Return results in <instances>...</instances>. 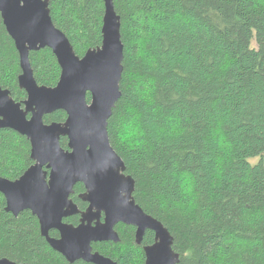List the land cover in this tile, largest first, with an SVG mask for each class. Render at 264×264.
I'll return each instance as SVG.
<instances>
[{"label":"trees","instance_id":"obj_1","mask_svg":"<svg viewBox=\"0 0 264 264\" xmlns=\"http://www.w3.org/2000/svg\"><path fill=\"white\" fill-rule=\"evenodd\" d=\"M113 2L124 58L107 131L135 181L136 204L168 229L179 264H264V0ZM49 8L78 57L101 45L103 0H49ZM29 60L38 85L56 86L61 70L50 49L30 52ZM20 73L0 18V86L22 103ZM65 119L56 111L43 121ZM60 145L67 148V139ZM32 164L27 138L0 129V176L15 181ZM83 190L76 185L72 196L81 211ZM4 208L0 193V258L70 264L30 211L14 217ZM116 229L118 243L94 250L117 264H144L154 233L137 246L133 227Z\"/></svg>","mask_w":264,"mask_h":264},{"label":"water","instance_id":"obj_2","mask_svg":"<svg viewBox=\"0 0 264 264\" xmlns=\"http://www.w3.org/2000/svg\"><path fill=\"white\" fill-rule=\"evenodd\" d=\"M103 1L102 43L78 57L54 25L49 0H0V17L19 55L18 85L26 93L18 103L0 87V129L25 136L33 162L15 181L0 176L5 212L17 217L30 211L38 220L40 235L70 264H117L93 252L92 244L118 243L115 226L119 223L136 228L137 245L146 231L154 233V243L144 247V264H179L173 236L136 204L135 181L109 141L107 126L121 97L124 55L120 17L113 0ZM45 48L61 70L54 87L37 84L29 60L30 52ZM56 111L66 114L65 121L45 124L44 116ZM64 137L67 149L60 145ZM78 183L85 187L80 199L89 204L82 213L69 199ZM78 214V226L63 223ZM51 230L59 238L50 237ZM0 264L17 263L0 258Z\"/></svg>","mask_w":264,"mask_h":264},{"label":"flooded vegetation","instance_id":"obj_3","mask_svg":"<svg viewBox=\"0 0 264 264\" xmlns=\"http://www.w3.org/2000/svg\"><path fill=\"white\" fill-rule=\"evenodd\" d=\"M1 18V17H0ZM2 20V19H1ZM2 23H3V21H2ZM3 26H4V24H3ZM5 27V26H4ZM5 30H6V28H5ZM7 32V31H6ZM8 34V33H7ZM9 36V35H8ZM19 56V55H18ZM19 86V85H18ZM1 87V86H0ZM2 88V87H1ZM3 89V88H2ZM14 100V99H13ZM15 101V100H14ZM16 102V101H15ZM18 103H20V102H18ZM50 124V123H49ZM25 137V136H24ZM65 138V137H64ZM67 139V138H66ZM68 142V141H67ZM30 143V142H29ZM64 149H67V148H64ZM30 151H31V147H30ZM32 161V160H31ZM33 165V164H32ZM78 184H81V183H78ZM78 184H76V185H78ZM76 185L74 186V188H73V193L70 195V197H69V199L77 206V208H78V210L82 213V212H85L86 210H87V208H88V206H89V204L87 203V202H84L83 200H81L80 199V196L85 192V187H84V185L83 184H81L82 186H83V191L81 192V193H79L78 195H77V197L79 198V200L83 203V204H86V208L83 210V211H81L80 210V208L78 207V204H76L74 201H73V199H72V196H73V194H74V189H75V187H76ZM5 206H6V204H5ZM5 209V208H4ZM32 214V213H31ZM79 217L78 218V223L77 224H72V223H68V222H66L65 220H67V219H69V218H73V217ZM102 217H101V221L103 222L104 221V215H103V213H102V215H101ZM80 221H81V215L80 214H78V215H73V216H70V217H67V218H65V219H63V223H66V224H70V225H73V226H78L79 224H80ZM119 225H124V224H122V223H119V224H117L116 226H115V230H116V232L118 233V231H117V229H116V227L117 226H119ZM124 226H127V225H124ZM131 227H133V226H131ZM134 229H135V232H136V228L135 227H133ZM39 230H40V228H39ZM53 232H55L57 235L55 236V237H52V236H50V237H52V238H59V233L57 232V231H55V230H51L50 232H49V235H50V233H53ZM135 232H134V239H135ZM118 235H119V233H118ZM101 243H105V242H101ZM111 243H113V242H111ZM97 244H100V243H93L92 244V246L93 245H97ZM142 244V243H141ZM137 245V244H136ZM137 246H140V245H137ZM145 247V246H144ZM144 247H143V252H144ZM93 252H98V251H95L94 250V246H93ZM99 253V252H98ZM100 254V253H99ZM102 255V254H101ZM102 256H104V255H102ZM105 257H107V256H105ZM144 257H145V253H144ZM109 258V257H108ZM111 259V258H110ZM113 260V259H112ZM114 261V260H113ZM117 263V262H116ZM144 263H145V261H144Z\"/></svg>","mask_w":264,"mask_h":264}]
</instances>
